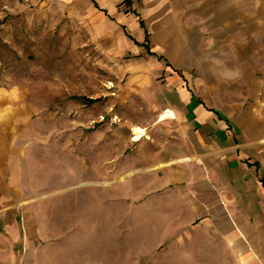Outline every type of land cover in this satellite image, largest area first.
Instances as JSON below:
<instances>
[{"label":"crops","instance_id":"obj_1","mask_svg":"<svg viewBox=\"0 0 264 264\" xmlns=\"http://www.w3.org/2000/svg\"><path fill=\"white\" fill-rule=\"evenodd\" d=\"M44 1L121 60L137 90L151 84L159 117L140 165L167 188L152 200L169 219L159 233L173 236L152 264H264V0ZM2 91L0 264H44L38 201L18 182L23 125Z\"/></svg>","mask_w":264,"mask_h":264},{"label":"rangeland","instance_id":"obj_2","mask_svg":"<svg viewBox=\"0 0 264 264\" xmlns=\"http://www.w3.org/2000/svg\"><path fill=\"white\" fill-rule=\"evenodd\" d=\"M122 64L44 0H0L1 101L23 125L18 182L38 201L44 264H152L173 238L152 200L167 188L132 140L158 120L153 89Z\"/></svg>","mask_w":264,"mask_h":264},{"label":"bare ground","instance_id":"obj_3","mask_svg":"<svg viewBox=\"0 0 264 264\" xmlns=\"http://www.w3.org/2000/svg\"><path fill=\"white\" fill-rule=\"evenodd\" d=\"M173 117V113L169 110H166L165 112H163V114L160 116V120H165V119H169ZM132 137H133V141H140L142 139H147L148 138V134L146 129L136 126L134 127L132 130Z\"/></svg>","mask_w":264,"mask_h":264},{"label":"trees","instance_id":"obj_4","mask_svg":"<svg viewBox=\"0 0 264 264\" xmlns=\"http://www.w3.org/2000/svg\"><path fill=\"white\" fill-rule=\"evenodd\" d=\"M93 101V100H92Z\"/></svg>","mask_w":264,"mask_h":264}]
</instances>
